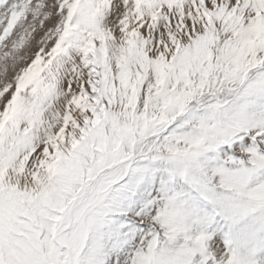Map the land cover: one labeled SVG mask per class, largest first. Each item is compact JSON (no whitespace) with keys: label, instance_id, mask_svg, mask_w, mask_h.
Masks as SVG:
<instances>
[{"label":"snow or ice","instance_id":"obj_1","mask_svg":"<svg viewBox=\"0 0 264 264\" xmlns=\"http://www.w3.org/2000/svg\"><path fill=\"white\" fill-rule=\"evenodd\" d=\"M0 264H264V0H0Z\"/></svg>","mask_w":264,"mask_h":264}]
</instances>
